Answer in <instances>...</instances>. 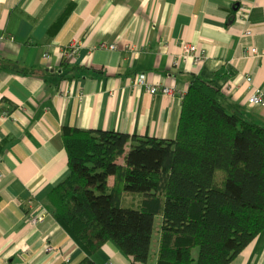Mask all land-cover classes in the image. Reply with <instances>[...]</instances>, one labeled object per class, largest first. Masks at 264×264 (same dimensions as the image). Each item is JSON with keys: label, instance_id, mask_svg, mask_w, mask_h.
<instances>
[{"label": "crops", "instance_id": "0c3cea01", "mask_svg": "<svg viewBox=\"0 0 264 264\" xmlns=\"http://www.w3.org/2000/svg\"><path fill=\"white\" fill-rule=\"evenodd\" d=\"M0 30L14 39L0 44V264L86 258L45 213L71 174L63 128L173 141L195 77L264 128V108L248 103L264 94V0H0ZM73 44L76 58L67 56ZM184 44L203 48L204 62L183 58ZM252 48L262 56L252 58ZM137 75L174 96L135 88ZM152 250L157 261L158 232ZM93 262L132 264L113 242ZM232 264H264V231Z\"/></svg>", "mask_w": 264, "mask_h": 264}, {"label": "trees", "instance_id": "16d2710c", "mask_svg": "<svg viewBox=\"0 0 264 264\" xmlns=\"http://www.w3.org/2000/svg\"><path fill=\"white\" fill-rule=\"evenodd\" d=\"M61 134L71 174L45 208L85 253L81 264L108 242L132 264H232L264 231V128L213 81L193 79L173 141Z\"/></svg>", "mask_w": 264, "mask_h": 264}, {"label": "built area", "instance_id": "2783aa9c", "mask_svg": "<svg viewBox=\"0 0 264 264\" xmlns=\"http://www.w3.org/2000/svg\"><path fill=\"white\" fill-rule=\"evenodd\" d=\"M14 39L7 36L0 30V44L6 41H13ZM102 48H106L108 50H115V46H103ZM134 51V50H132ZM183 58H192L196 64H200L205 60V50L202 48H197L191 44H184L182 46ZM78 53V46L73 44L67 50V56L71 58H76ZM250 56L252 58H258L262 55L256 48H252L250 50ZM48 55H44L45 59H48ZM247 82L251 83V79L247 78ZM133 86L139 90H145L150 95L161 94L164 96H174V90L170 86L159 87L156 85H152L148 82V79L145 75H138L135 79H133ZM249 104L255 105L260 108H264V95L262 92L257 91L249 100ZM44 215H40L38 217L31 219V224L36 225L39 222L44 220ZM52 250V248H48V251Z\"/></svg>", "mask_w": 264, "mask_h": 264}, {"label": "bare ground", "instance_id": "6f19581e", "mask_svg": "<svg viewBox=\"0 0 264 264\" xmlns=\"http://www.w3.org/2000/svg\"><path fill=\"white\" fill-rule=\"evenodd\" d=\"M45 55H46V54H45ZM49 59H50V57H48L47 60H49ZM137 76H138V75H137ZM137 76H135V78H136ZM135 78H134V79H135ZM250 79H251V78H250ZM251 80H252V79H251ZM256 92H257V91H256ZM256 92H254V93L252 94V96H253ZM262 93H263V92H262ZM263 95H264V94H263ZM252 96H251V97H252ZM251 97H250V98H251ZM250 98H249V99H250ZM250 105H252V104H250ZM253 106H255V105H253ZM45 210H46V209H45ZM46 212H48V211L46 210L45 213H46ZM48 213H49V212H48Z\"/></svg>", "mask_w": 264, "mask_h": 264}]
</instances>
